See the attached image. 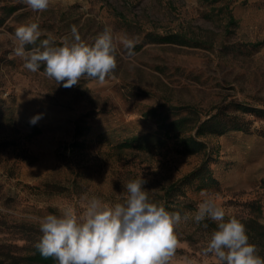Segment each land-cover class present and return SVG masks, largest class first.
Returning <instances> with one entry per match:
<instances>
[{"label": "rangeland", "instance_id": "1", "mask_svg": "<svg viewBox=\"0 0 264 264\" xmlns=\"http://www.w3.org/2000/svg\"><path fill=\"white\" fill-rule=\"evenodd\" d=\"M32 22L59 43L74 25L88 44L111 26L135 40V55L129 58L120 46L114 78L100 84L85 77L65 88L47 78L44 68L32 73L13 55L9 35ZM169 33L187 42L156 39ZM260 41L264 0H52L44 12L0 0V244L25 243L17 222L39 224L64 207L80 213L93 195L122 202L130 180L144 178L149 198L160 203L165 188L197 167L204 153L180 154L174 140L151 151L115 144L155 130L154 117L145 115L149 109L190 106L204 117L218 106L248 130L203 137L217 183L193 180L170 211L194 213L210 194L226 219L235 216L246 226L264 258V235L258 236L264 231V116L229 105L264 107V42L255 44ZM38 114L42 118L30 123ZM77 121L84 128L75 137ZM76 138L82 146L69 150ZM215 227L208 219L182 220L171 264H217L202 254Z\"/></svg>", "mask_w": 264, "mask_h": 264}, {"label": "clouds", "instance_id": "2", "mask_svg": "<svg viewBox=\"0 0 264 264\" xmlns=\"http://www.w3.org/2000/svg\"><path fill=\"white\" fill-rule=\"evenodd\" d=\"M32 12L48 10L52 0H19ZM42 30L36 22L22 24L9 35L13 55L32 73L44 65V75L59 85L71 88L82 78L100 84L114 78L120 46L129 58L135 55V40L117 35L105 26L94 43L85 42L74 25L57 46L51 36L40 39ZM39 41V43H37ZM31 46V47H29ZM42 114L31 118L35 124ZM144 178L128 181L122 202L110 204L93 195L86 198L80 213L64 207L59 214L39 219L42 236L35 245L40 254L57 264H171L178 241L176 228L190 218L199 224L205 219L216 224L202 250L217 264H264L256 245L250 243L246 226L226 212L209 194L197 204L194 213L168 211L149 198ZM189 264L191 262L189 261Z\"/></svg>", "mask_w": 264, "mask_h": 264}, {"label": "trees", "instance_id": "3", "mask_svg": "<svg viewBox=\"0 0 264 264\" xmlns=\"http://www.w3.org/2000/svg\"><path fill=\"white\" fill-rule=\"evenodd\" d=\"M15 9L14 6L10 7L9 12ZM230 20L232 15L230 14ZM46 35L41 36L42 39H46ZM156 39L161 42H187L185 37L177 33H169L167 35H158ZM264 41L257 42L259 44ZM39 43V41L37 42ZM57 46L59 42H55ZM31 47V46H29ZM44 68V65H41ZM229 105L232 106V110L246 112L250 114H257L264 116V107H258L250 105L245 102L231 101ZM214 112L209 110L204 117L199 114L195 109L190 106H176L172 105L163 110L156 108L149 109L145 112V115L154 117L156 122V128L153 131L144 133H134L124 137L121 141L115 144V147L122 149H138L141 151H151L152 148H161L169 140H174L177 144V150L180 154L190 155L196 153H204L205 157L203 161L190 172L180 177L178 180L169 184L162 194L161 204H163L166 210L173 209L172 203L176 196L184 193V186L190 184L193 180L199 179L206 183H217V179L212 175L208 162L210 160V151H207V143L203 137L207 135H221L229 130H248V126L239 120L235 114L224 113L220 107ZM83 126L76 122L75 125V137L83 135ZM83 141L77 138L70 143L71 148L69 150H75L76 146H82ZM203 182V184L205 183ZM179 203V201H177ZM249 205L256 207L255 202H250ZM259 209V208H258ZM20 239L25 243L22 245L13 244H0V264H57L54 258L43 257L36 249L35 245L39 242L42 233L39 230V224L19 221L15 224ZM260 226L264 227V225ZM264 235V231L259 233L260 239Z\"/></svg>", "mask_w": 264, "mask_h": 264}]
</instances>
